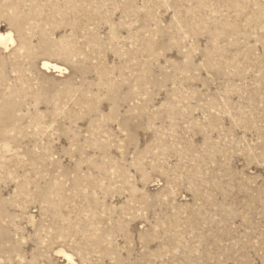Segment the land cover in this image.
Masks as SVG:
<instances>
[{"label":"rangeland","instance_id":"1","mask_svg":"<svg viewBox=\"0 0 264 264\" xmlns=\"http://www.w3.org/2000/svg\"><path fill=\"white\" fill-rule=\"evenodd\" d=\"M0 34V264H264V0H0Z\"/></svg>","mask_w":264,"mask_h":264},{"label":"bare ground","instance_id":"2","mask_svg":"<svg viewBox=\"0 0 264 264\" xmlns=\"http://www.w3.org/2000/svg\"><path fill=\"white\" fill-rule=\"evenodd\" d=\"M5 40H8V41L12 42L10 36H8V37H4L2 34H0V44L3 43ZM43 67H44V68H49L50 66H49V64H47V63H43ZM52 68H53V69H58L57 67H52ZM66 258H67V257H66Z\"/></svg>","mask_w":264,"mask_h":264}]
</instances>
